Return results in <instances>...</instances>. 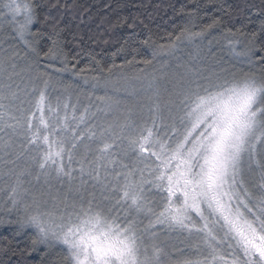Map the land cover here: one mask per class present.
<instances>
[{
  "label": "snow or ice",
  "instance_id": "1",
  "mask_svg": "<svg viewBox=\"0 0 264 264\" xmlns=\"http://www.w3.org/2000/svg\"><path fill=\"white\" fill-rule=\"evenodd\" d=\"M38 7L34 0H0V27H10L25 55L37 58L35 67L19 72V52L0 59V77L7 81L0 84V132L9 136L3 147L21 137L16 158L29 154L36 169L15 174L14 184L0 189L9 217H0V224L18 225L17 235L34 229L32 244L55 256L51 264H264V55H258L264 40L256 44L264 23L260 33H240L247 40L242 47L228 40L229 61L205 67L199 53L183 63L177 57L171 72L146 78L137 99L146 117L133 120L126 105L123 122L104 126L87 123L89 108L77 115L76 106L59 96L52 103L53 74L71 69L56 22L45 16V30L33 31L41 22ZM45 35L51 44L44 58L62 67L40 66ZM205 35L183 29L152 57L174 56L179 42ZM22 73L28 82L14 88L13 78L23 81ZM92 79L93 87L100 83ZM136 94L135 88L129 93ZM97 99H107L108 110L121 104ZM251 173L259 179L252 182ZM24 176L40 188L25 187L31 181ZM158 226L186 232L195 243L173 258L155 242Z\"/></svg>",
  "mask_w": 264,
  "mask_h": 264
},
{
  "label": "trees",
  "instance_id": "2",
  "mask_svg": "<svg viewBox=\"0 0 264 264\" xmlns=\"http://www.w3.org/2000/svg\"><path fill=\"white\" fill-rule=\"evenodd\" d=\"M34 2L40 5L36 11L38 20L41 21L33 27L34 32L37 29L45 30L43 23L45 16L49 17V24L55 21L57 29L63 30L62 43L71 70L63 73L62 84L58 88L65 87L71 80H76L74 84L79 88L85 78L88 79V83L94 84L96 82L92 77H98L101 81L119 73H142L150 70L156 60L165 57L157 56L153 59L154 48L167 45L183 29L192 33L205 30L206 35L196 37L192 41L184 39L179 42L176 51L181 55L189 58L190 54L199 53V63L203 64L213 59L215 62L229 61L228 40L238 39L241 44L237 47H242L247 40L240 33L247 36L260 33L261 24L264 23V0H34ZM53 4L56 5L55 8L52 7ZM213 21L219 23L213 29L207 30V25ZM2 28L0 47L15 49L23 56L19 71L29 64L35 67L37 58L31 53L25 55L26 49L14 38L10 27L4 25ZM229 30L236 35L232 36ZM47 34H51L50 27L47 28ZM262 40L264 34H259L257 47L261 46ZM145 41H148V44H145ZM50 44L45 35L38 45L40 66L54 63L56 67H62L60 61H48L44 58L43 53ZM149 60L152 61L151 64L144 63ZM73 72L81 74L73 75ZM22 75L26 84L28 74ZM3 83L5 81L0 78V84ZM53 83H58L57 77H53ZM59 97L62 101H67L62 95ZM55 102L53 97L52 103ZM21 143L20 139L13 140L12 145L15 148L12 153H0V189L14 184L15 174L21 171L31 169L35 174V166L26 159L28 154L16 158V153L22 151ZM72 166L79 169L76 161ZM9 169L14 170V174L8 175ZM22 179L31 181V185L26 183L25 187L31 186L33 190L40 188V184L32 177L24 176ZM258 179V174L252 173L251 181L255 182ZM4 196L5 193L0 191V217L8 219L2 210ZM15 218L14 215L11 217ZM17 230L16 224H0V262L51 264L55 256L46 254L48 250L44 245L32 244L35 230L24 229L19 235ZM156 232L155 242L173 258L180 255L177 249L187 251L188 245L195 243L194 238L188 237L186 232L169 231L160 226ZM59 248L60 246H57L56 251H59Z\"/></svg>",
  "mask_w": 264,
  "mask_h": 264
},
{
  "label": "rangeland",
  "instance_id": "3",
  "mask_svg": "<svg viewBox=\"0 0 264 264\" xmlns=\"http://www.w3.org/2000/svg\"><path fill=\"white\" fill-rule=\"evenodd\" d=\"M3 28L0 27V34ZM15 50V49H14ZM17 51V50H15ZM13 52L9 47H0V59L4 58L6 55H11ZM18 52V51H17ZM183 56V57H182ZM177 57L180 58V62H186L189 60L188 56L181 55L178 51L175 52L174 56H165L158 60H156L155 64L151 67L150 70H146L142 73H119L113 75V77L107 78L105 80H101L98 85L93 87L92 83H85L82 81V84L79 88L75 86L76 80H71L68 85L70 87L65 91V87H59L62 84V78L64 76L63 73H55L53 77H57L58 83H55L56 90L53 91L49 89V93L51 98L54 97L56 101L57 96H61L64 100H67L68 103L73 104L77 108V115L84 112L85 108H89V119L87 121L88 124H96V125H104L107 126L108 123H113L116 118H119L120 122H123L124 116L127 115V112L124 110L126 105L127 107L132 108V119L140 122L141 115L144 117L147 116V110L141 109L140 105L137 103V99L144 95L143 86L147 84V79H150L153 75L160 76L162 73L171 72L176 64ZM23 61V56H21L19 52V56L15 58V63L17 65L16 71L19 72V67L22 66L20 62ZM215 63L214 59L210 62H200L201 65L205 67H211ZM167 65V66H165ZM51 71V70H50ZM139 77L140 79H137ZM3 81L4 78L0 77ZM18 77H14L13 87L15 88L16 84H21L23 87L24 82L20 79L17 80ZM147 78V79H146ZM7 81H5L6 83ZM130 82V83H129ZM160 83L163 85L165 83L164 80H161ZM92 84V85H90ZM169 88L170 84L167 85ZM135 88L137 90L136 96L129 95L132 89ZM118 89V90H117ZM65 96V97H64ZM98 97H112L114 100L118 99L121 101L119 108H113L112 110L107 109V104L109 101L107 99L101 100L97 99ZM97 108L104 109V111H97ZM95 113L94 116L91 114ZM107 113V114H106ZM83 127V126H82ZM10 131V130H6ZM8 135L5 132H0V153L1 154H11L13 149L15 148L13 145L8 149H4L3 142L8 140ZM22 140L21 137H13V140ZM83 151V149H81ZM27 160H30L33 164V161L28 154L26 157ZM67 160H65V163ZM75 162V161H74ZM73 162V163H74ZM34 165V164H33ZM248 178L252 180V173L249 174Z\"/></svg>",
  "mask_w": 264,
  "mask_h": 264
},
{
  "label": "bare ground",
  "instance_id": "4",
  "mask_svg": "<svg viewBox=\"0 0 264 264\" xmlns=\"http://www.w3.org/2000/svg\"><path fill=\"white\" fill-rule=\"evenodd\" d=\"M130 83V82H129Z\"/></svg>",
  "mask_w": 264,
  "mask_h": 264
}]
</instances>
